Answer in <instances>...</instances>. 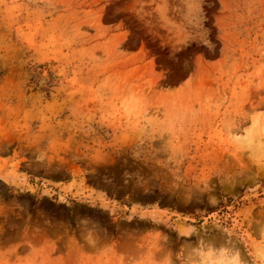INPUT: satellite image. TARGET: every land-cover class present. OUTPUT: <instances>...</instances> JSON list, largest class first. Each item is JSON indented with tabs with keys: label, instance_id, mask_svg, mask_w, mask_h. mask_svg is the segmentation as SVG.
Instances as JSON below:
<instances>
[{
	"label": "rangeland",
	"instance_id": "obj_1",
	"mask_svg": "<svg viewBox=\"0 0 264 264\" xmlns=\"http://www.w3.org/2000/svg\"><path fill=\"white\" fill-rule=\"evenodd\" d=\"M0 264H264V0H0Z\"/></svg>",
	"mask_w": 264,
	"mask_h": 264
}]
</instances>
